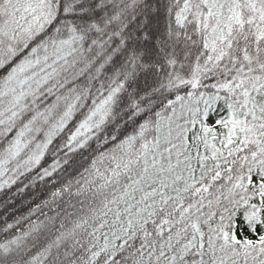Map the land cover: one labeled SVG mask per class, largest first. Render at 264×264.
Returning a JSON list of instances; mask_svg holds the SVG:
<instances>
[{"label":"snow or ice","instance_id":"obj_1","mask_svg":"<svg viewBox=\"0 0 264 264\" xmlns=\"http://www.w3.org/2000/svg\"><path fill=\"white\" fill-rule=\"evenodd\" d=\"M0 264H264V0H0Z\"/></svg>","mask_w":264,"mask_h":264}]
</instances>
